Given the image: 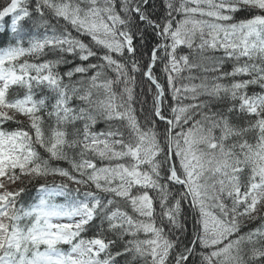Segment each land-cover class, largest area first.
<instances>
[{
	"label": "snow or ice",
	"instance_id": "snow-or-ice-1",
	"mask_svg": "<svg viewBox=\"0 0 264 264\" xmlns=\"http://www.w3.org/2000/svg\"><path fill=\"white\" fill-rule=\"evenodd\" d=\"M121 9L123 15L115 0L0 3V31L10 17L12 34V42L0 47V124H22L19 114L34 130L0 129V177L15 183L19 176L58 175L89 186L81 192L63 181L43 183L26 207L17 200L25 189L8 190L0 181V264H119L116 257L124 256L129 264H167L170 254L174 264H190L194 256L199 264H264V225L240 234L242 220L264 222V0H167L160 19L152 0H122ZM241 12L248 15L239 18ZM141 22L161 40L143 75L156 89L151 115L167 125L162 134L154 119L146 116L142 125L131 103L135 77L128 69L130 63L133 72L141 71L134 45L137 35L141 43L145 39ZM38 29L42 36L32 34ZM181 46L189 53L178 55ZM46 49L56 58L24 59L46 55ZM126 53L129 63L115 58ZM67 56L99 62L61 74L58 67L72 62ZM158 59L165 61L177 102L170 115L163 112L165 87L153 74ZM228 62L231 71L222 70ZM76 74L81 77L73 82ZM178 78L188 83L178 84ZM252 85L260 91L250 92ZM45 116L54 121L47 137ZM99 122L106 127L94 130ZM52 160H68L78 175L52 167ZM169 184L185 187L171 203ZM152 191L159 196L160 224ZM58 196L66 202L56 203ZM185 199L199 219L193 239L181 247L179 236L165 233L164 221L170 232L183 231ZM65 218L69 222H55ZM89 230L96 234L81 235ZM117 243L123 248L113 252ZM198 246L208 251L198 252Z\"/></svg>",
	"mask_w": 264,
	"mask_h": 264
},
{
	"label": "trees",
	"instance_id": "trees-1",
	"mask_svg": "<svg viewBox=\"0 0 264 264\" xmlns=\"http://www.w3.org/2000/svg\"><path fill=\"white\" fill-rule=\"evenodd\" d=\"M5 2V0H0V3ZM166 2L167 0H152V12L154 13V18L160 19L163 18L166 15L167 9H166ZM121 4H122V0H115V5H116V11L120 12L121 15H123V11L121 9ZM173 15L175 16V18L177 20H179L181 17L179 15H177L176 13H173ZM248 14L241 12L238 13L237 16L239 18H245ZM53 23H55V21L53 20ZM61 23H63V21H61ZM30 24V22H29ZM29 24H26L25 26L28 27ZM9 25H10V17H6L5 18V25H4V30L0 31V47H6L8 45V43L12 42V34L10 32L9 29ZM140 30L143 31L145 33V39L143 41V43H141L140 41V37L139 35L136 36V38L134 39V45L137 47V55H136V59L140 62V66H141V71L139 72H133L131 70L130 67V60H131V54H127L124 57H115L117 59H120L122 62L124 63H129V75L130 76H134L135 77V85L133 87V101L132 103V107L135 110V115L138 118V120L141 122V124L143 125L145 117L147 116L149 119H154L155 120V126H156V130L158 132V134H162L165 130V128L167 127V125L165 124V122L160 121L158 118L153 117L152 114V109H153V101H154V97L156 95V89L155 86L153 84H151V82L147 79V77H145L143 75V71H144V66L148 63L149 61V55H150V51L153 47H155L158 43L161 42L160 37L156 36L155 33L151 30L145 27V25L143 24V22H141L140 24ZM33 35L36 36H42L43 35V29H38V30H33L32 31ZM73 35H78L76 32L73 31ZM80 39L84 40V42L89 43L90 42V37L88 36H80ZM25 46H27V41L25 42ZM94 50H97L94 48ZM45 52L47 53L46 55L40 56L39 58H36L34 56H28L25 57L24 59H28L31 62H36V63H40L43 62L45 60H49V59H55L56 57L48 52V50L46 49ZM189 53V49H187L184 46H181L178 49V55H183V54H188ZM158 56H163V53L160 52L157 54ZM217 56H221L222 52H217L216 53ZM67 59L69 61H72L71 63H67V64H61L58 67V71L63 74L64 72L68 71L69 69L73 68L74 66H76L77 64L80 63H98L99 61L96 58H91V60L89 62H81L78 59H73L72 56H67ZM165 61L164 60H157V63L155 65V67L153 68V74L156 76L157 80L164 85L165 87V96H166V101L163 107V112L166 115H170V106L175 105L177 102L174 101L171 98V88L168 86L167 84V79H166V74L163 71V65H164ZM232 69V63L228 62L224 65V68L222 70H226V71H231ZM94 70H90L89 73H87L88 76L93 74ZM105 71L107 72V74L113 78H115V73L105 69ZM192 73L194 75H202L203 73L199 70V69H193ZM189 73L187 71L183 72L181 74V76H187ZM211 75V74H209ZM81 74H76V76L73 77V82H75L76 80L80 79ZM243 79H247L248 77H242ZM237 79H241V77H237ZM180 82L183 83H188L187 80H183L181 81L179 78L177 79V83L179 84ZM195 83H199V80L193 81ZM224 83L229 82L228 80L222 81ZM130 87H132V85H129ZM123 87L124 85L121 83L117 86H115V90L117 92H122L123 91ZM249 91H256L259 92L260 88L258 85H252L250 86ZM11 98V97H10ZM184 103H188V101H183ZM78 103V101L73 100L72 104L76 105ZM218 106H226V105H218ZM10 115H12V113H10ZM16 119L19 121H22V124L16 123L15 121H6L2 124H0V129L5 130V131H14L17 130L19 128H24L25 130L30 131V133L34 132V130H31L29 127V121L26 117H23L19 114L16 115ZM54 123V121L49 120V118L47 116H45V123L43 125L44 131H45V136L47 137L48 135H50V125H52ZM78 126H80V122H78ZM106 127L104 122H99L96 126L94 130H103ZM69 132H71V128H69ZM71 138V137H69ZM75 151L76 150H69V156L72 157L75 155ZM41 155L44 157H47V154L43 151V149H40ZM78 158V157H77ZM174 161L176 160V158H173ZM50 164L52 167H59V168H63L68 170L69 172L78 175L77 173H75L71 167V164L68 160H60V161H56V160H52L50 161ZM99 164V161H98ZM177 166H178V161H177ZM166 167V166H165ZM17 175H19V170H16ZM164 174V173H162ZM4 178V182L7 189L8 190H18L20 188H24L25 192L21 194L20 197L17 198L18 200V205L19 204H24L26 207L28 205H30L31 203L35 202V198H37V190L39 189L40 184L43 183H47L49 184V186H52L53 184H59L62 181L65 183L69 184V189H74L79 187L81 189V192L85 191V190H89V186L87 185H76L74 183H72L71 181H68L66 178L64 177H60V176H48L46 178H32L29 176H19V179H17L15 181V183H13L12 181H10L7 177H3ZM31 180V183H29V181ZM169 191L171 193V195L169 196V202L171 203L172 201V197L176 196L177 194L184 192L185 189L182 185H177V184H169ZM3 191V189H1ZM90 190L95 191L94 187H91ZM100 195L105 199H109L111 198V196L109 194H105V193H100ZM150 195H152L154 197V201H155V208H156V215H157V224L161 223L160 220V212L161 209L159 207V196L157 195V193L155 191L150 192ZM66 202V198L62 197V196H58L56 197V203L58 204H64ZM225 203H229L230 201L225 200ZM130 211V209H128ZM262 211H264V207H262L261 209ZM217 211L218 210H214ZM198 212L195 208H193L190 203L189 200L185 199L184 201H182V215L180 217L181 222L184 225L183 231L179 232L175 229H172L171 232L169 231L171 229V225H169L167 223V221H164V226H165V233L168 234L170 236V238H175V236H179L180 240L182 241L181 247H183V245L185 244H189L190 241L193 239L194 235H195V230L198 228ZM262 225H264V222H262L261 220L257 219V220H242V224H241V228H240V234H244L247 233L248 231H250L251 229H255L257 227H261ZM96 233L93 230H89L86 231L84 233H82L81 235L85 238H90L92 236H94ZM141 238H143V235L141 234ZM124 239H131V237H125ZM65 248H67L68 246H64ZM123 248V244L122 243H117V245L112 249L113 252L116 251H121ZM197 251H208L206 249H201L199 248V246L197 247ZM116 260L119 262V264H129V257L128 256H124V257H116ZM190 264H199L200 262V257L199 256H194V257H190L189 258ZM137 264H140V262H137ZM167 264H174L173 259H172V254H170L169 259Z\"/></svg>",
	"mask_w": 264,
	"mask_h": 264
},
{
	"label": "rangeland",
	"instance_id": "rangeland-1",
	"mask_svg": "<svg viewBox=\"0 0 264 264\" xmlns=\"http://www.w3.org/2000/svg\"><path fill=\"white\" fill-rule=\"evenodd\" d=\"M4 180V178L3 177H0V181H3ZM5 181V180H4ZM3 181V182H4ZM183 186V185H182ZM184 187V186H183ZM184 189H185V187H184ZM0 191H2L1 189H0ZM76 219H78V218H76ZM55 222H69L66 218L64 219V220H62V221H55Z\"/></svg>",
	"mask_w": 264,
	"mask_h": 264
}]
</instances>
